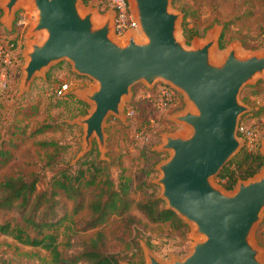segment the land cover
<instances>
[{
  "label": "water",
  "instance_id": "water-1",
  "mask_svg": "<svg viewBox=\"0 0 264 264\" xmlns=\"http://www.w3.org/2000/svg\"><path fill=\"white\" fill-rule=\"evenodd\" d=\"M81 1L0 0V20L8 29L24 8L32 20L29 35H39L23 52L21 93L64 59L95 81L75 90L92 105L85 116L73 119L84 126L82 156L93 147L94 138L105 154L106 120L111 113L123 117L135 83L143 81L151 89L158 82L174 87L187 106L172 118L191 131L164 134L158 148L170 155L158 163L161 174L156 182L166 206L192 224L201 238L188 255L172 262L145 246L146 264H264L263 249L253 241L264 211V165L255 176L238 179L235 190L214 181L245 145L239 125L252 107L240 93L246 84L264 77V49L246 50L236 41L219 51L220 25L188 44L181 33L185 12L174 9L173 0H128L138 27L119 38L114 9L102 13L97 7H82ZM260 151L264 156V143Z\"/></svg>",
  "mask_w": 264,
  "mask_h": 264
},
{
  "label": "rangeland",
  "instance_id": "rangeland-1",
  "mask_svg": "<svg viewBox=\"0 0 264 264\" xmlns=\"http://www.w3.org/2000/svg\"><path fill=\"white\" fill-rule=\"evenodd\" d=\"M81 6L99 8L93 0H82ZM172 7L188 11L181 22V33L188 44L195 37H206L211 28L220 25L222 33L224 32V46L219 47V51L236 41L246 50L264 49V0H177L176 3L173 1ZM21 10L25 9L20 8L16 16ZM99 10L106 12L100 8ZM27 15V26H19L15 17L11 30L0 20L1 31L12 34L19 45L15 55L20 63L8 78L0 79V147L9 149L12 155L0 168V181L7 175L21 172L28 176L37 175L40 188H43L59 169L68 168L73 171L80 166L87 167L93 160H103L100 164L108 165L109 172L115 178L122 173L131 178V196L135 204L129 211L113 215L103 226L89 228L87 222L91 212L88 202L92 191L87 190L76 201L60 195L56 217L65 213L66 217L56 232L59 247L66 259L84 251L99 229L104 233V248L117 253L122 262L146 264L148 257L145 246L167 262H172L175 257L184 258L190 253L195 241L201 238L193 233V225L187 223V231L185 228L177 230L170 222L151 221L136 206L138 201L151 195L160 197L161 186L156 179L161 172L157 165L170 155L169 150L158 148L164 140V134H187L191 131L188 125L172 118L176 111L187 106L183 95L181 94L183 98L180 103L163 109L148 96L155 87L151 89L143 81L135 83L132 95L123 106V117L111 113L106 120L105 154H102L97 139L94 138L93 147L79 156L83 150L84 126L74 123L73 119L85 116L82 110L90 111L92 105L82 99L87 106L80 104L69 92L79 98L75 90L93 86L95 81L77 73L72 69L70 61L64 59L51 66L45 76H36L30 89L22 94V66L26 63L23 52L30 39L39 37L38 34L29 35L32 20L28 12ZM1 16L0 8V18ZM190 26L197 27L199 31L192 38H188L186 29ZM64 83L68 84V88L65 93H60L58 89ZM240 98L252 107L250 112L259 111L257 115H254L256 112H248L241 119L258 131L261 150L264 143V77L246 84L241 90ZM214 181L223 185L218 175L214 176ZM76 202L82 205L78 210L74 208ZM43 214L45 211L41 209L37 217H42ZM0 221L25 223L18 209L0 208ZM263 224L264 211L253 234V241L263 249L264 257ZM28 229L33 234L36 233L34 229ZM0 264L70 262L55 261L45 248L22 243L13 236L0 232Z\"/></svg>",
  "mask_w": 264,
  "mask_h": 264
},
{
  "label": "trees",
  "instance_id": "trees-1",
  "mask_svg": "<svg viewBox=\"0 0 264 264\" xmlns=\"http://www.w3.org/2000/svg\"><path fill=\"white\" fill-rule=\"evenodd\" d=\"M173 1L177 2V0ZM181 9L187 15L188 11ZM196 28L192 26L186 28L188 38L199 32ZM223 39L224 32L220 37V47L224 46ZM69 95L75 101L87 106V103L73 93L69 92ZM82 111L84 114L89 112L86 109ZM254 112L250 114H259V111ZM11 156L9 149L0 147V168ZM101 162L103 160L98 162L93 160L87 167L80 166L73 171L68 168L59 169L43 188H40L37 175L28 176L18 172L5 176L0 181V208L20 210L21 219L25 223L0 221V232L9 234L22 243L45 248L55 261L67 260L70 264H122V258L117 253L104 248V233L101 229L97 230L84 251L76 253L70 259H66L58 243L56 229L66 217V213L56 217L60 195L76 201L87 190L92 191L88 202V209L91 212L87 222L89 228L103 226L113 215L123 214L135 204L131 196V178L123 173L115 178L109 172V166L102 165ZM263 165L264 156L260 149L249 150L244 147L226 163L218 176L225 188L233 189L238 179H247L256 175ZM80 206L81 203L76 202L74 208L78 210ZM136 206L153 222H170L177 230L184 228L185 231L188 230L189 225L175 210L168 208L166 202L157 195L138 201ZM41 209H44L45 214L37 217ZM28 227L34 229L36 233L33 234Z\"/></svg>",
  "mask_w": 264,
  "mask_h": 264
},
{
  "label": "built area",
  "instance_id": "built-area-1",
  "mask_svg": "<svg viewBox=\"0 0 264 264\" xmlns=\"http://www.w3.org/2000/svg\"><path fill=\"white\" fill-rule=\"evenodd\" d=\"M97 3L99 8L103 11L114 9L115 16V31L117 35L123 36L130 29L137 28V19L130 8L128 0H93ZM29 21L27 11L21 10L16 16V23L19 26H27ZM12 34H8L0 29V79L8 78L13 69L20 63L16 59V51L19 45ZM264 42V33L262 35ZM68 84H62L58 91L63 93L67 90ZM157 106L166 109L171 108L182 100V95L174 87L166 82H158L155 89L148 93ZM239 135L244 138L246 147L249 150L259 149V133L250 125L246 124L244 119H241L239 125Z\"/></svg>",
  "mask_w": 264,
  "mask_h": 264
},
{
  "label": "bare ground",
  "instance_id": "bare-ground-1",
  "mask_svg": "<svg viewBox=\"0 0 264 264\" xmlns=\"http://www.w3.org/2000/svg\"><path fill=\"white\" fill-rule=\"evenodd\" d=\"M96 19H99V16L98 15H96Z\"/></svg>",
  "mask_w": 264,
  "mask_h": 264
},
{
  "label": "crops",
  "instance_id": "crops-1",
  "mask_svg": "<svg viewBox=\"0 0 264 264\" xmlns=\"http://www.w3.org/2000/svg\"><path fill=\"white\" fill-rule=\"evenodd\" d=\"M182 10V9H181ZM184 11V10H183Z\"/></svg>",
  "mask_w": 264,
  "mask_h": 264
}]
</instances>
